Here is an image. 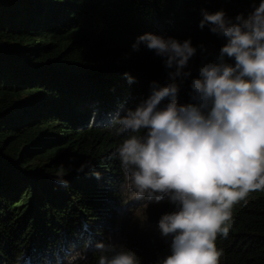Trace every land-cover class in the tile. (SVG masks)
<instances>
[{"label": "trees", "instance_id": "1", "mask_svg": "<svg viewBox=\"0 0 264 264\" xmlns=\"http://www.w3.org/2000/svg\"><path fill=\"white\" fill-rule=\"evenodd\" d=\"M260 2L0 0V264H68L77 252L87 260L74 264H98L101 254H115L97 252L96 242L134 253L138 264H162L172 254L174 237L162 234L159 221L179 210L174 193L140 202L142 227L119 223L130 204L129 173L110 157L126 138L146 140L149 130L120 133L115 120L146 101L153 82L172 83L175 71L145 45H132L145 34L191 40L197 51L184 69L191 75L176 78L175 99L178 108L208 116L212 101L193 92L192 80L201 78V67L235 61L220 59L226 38L199 27L202 10L224 11L238 23ZM171 101L164 98L156 110ZM230 213L228 236L215 240L219 264H264V187Z\"/></svg>", "mask_w": 264, "mask_h": 264}, {"label": "clouds", "instance_id": "2", "mask_svg": "<svg viewBox=\"0 0 264 264\" xmlns=\"http://www.w3.org/2000/svg\"><path fill=\"white\" fill-rule=\"evenodd\" d=\"M202 15L201 30L210 26L211 33L227 39L220 59L235 61L234 66L201 67V78L192 80L193 92L205 102L212 101L208 116L194 106L178 108L175 99L176 78L191 75L184 72L197 51L191 40L145 34L132 45L133 51L143 44L162 57L167 69H175L169 72L173 82L164 87L153 82L151 96L115 120L120 133L149 130L146 140L131 135L110 157H118L129 173L132 198L140 199L146 192L149 197L174 193L171 199L180 206L159 221L162 234L174 237L172 254L162 264H219L215 240L218 234L228 236L225 225L232 206L249 191L264 187V0L247 19L238 16V23L227 21L224 11L202 10ZM129 82L134 78L129 77ZM166 97H172L171 103L157 111ZM90 166L89 161L78 171ZM58 183L67 185L64 180ZM155 199L159 202L163 196ZM94 248L100 253L111 248L115 253L111 258L101 254L98 264H138L130 251L115 252L102 242ZM77 259L86 261L87 256L77 252L68 264Z\"/></svg>", "mask_w": 264, "mask_h": 264}, {"label": "rangeland", "instance_id": "3", "mask_svg": "<svg viewBox=\"0 0 264 264\" xmlns=\"http://www.w3.org/2000/svg\"><path fill=\"white\" fill-rule=\"evenodd\" d=\"M128 183H129V181L127 180L126 185H125V194H126V199L128 201H130V204H128L126 206L125 211L123 212L124 216H125V220L120 218V222L119 223H127L128 226H131L132 224L137 223L139 227H142L145 224V220H144V218L141 217L140 208L143 205H141L140 202H142L145 199H148L149 195L146 192L145 195L142 198H140V199L132 198L134 189H130L128 187ZM156 194L157 193H155L154 196ZM138 205H139V208H138ZM126 210H128V211H126ZM114 235H116V237L119 236V230L117 229V226H116Z\"/></svg>", "mask_w": 264, "mask_h": 264}]
</instances>
